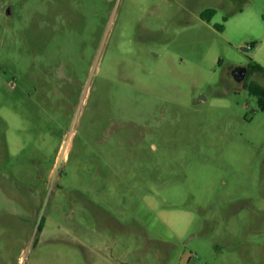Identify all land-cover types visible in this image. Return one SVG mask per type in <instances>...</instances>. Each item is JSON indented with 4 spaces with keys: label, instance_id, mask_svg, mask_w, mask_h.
<instances>
[{
    "label": "rangeland",
    "instance_id": "374dc122",
    "mask_svg": "<svg viewBox=\"0 0 264 264\" xmlns=\"http://www.w3.org/2000/svg\"><path fill=\"white\" fill-rule=\"evenodd\" d=\"M252 83L264 0H0V264H264Z\"/></svg>",
    "mask_w": 264,
    "mask_h": 264
},
{
    "label": "trees",
    "instance_id": "16d2710c",
    "mask_svg": "<svg viewBox=\"0 0 264 264\" xmlns=\"http://www.w3.org/2000/svg\"><path fill=\"white\" fill-rule=\"evenodd\" d=\"M214 14L215 10L208 9L202 13L201 17L210 22ZM219 29L221 30L222 28L219 27ZM253 71H263V68L259 65L248 68V73ZM248 88L250 94L257 98L259 109L264 112V87L258 83H252Z\"/></svg>",
    "mask_w": 264,
    "mask_h": 264
},
{
    "label": "water",
    "instance_id": "95a60500",
    "mask_svg": "<svg viewBox=\"0 0 264 264\" xmlns=\"http://www.w3.org/2000/svg\"><path fill=\"white\" fill-rule=\"evenodd\" d=\"M9 14V10H7ZM248 69L246 67H238L233 70L232 75L238 82H243L246 78Z\"/></svg>",
    "mask_w": 264,
    "mask_h": 264
},
{
    "label": "flooded vegetation",
    "instance_id": "af4514ba",
    "mask_svg": "<svg viewBox=\"0 0 264 264\" xmlns=\"http://www.w3.org/2000/svg\"><path fill=\"white\" fill-rule=\"evenodd\" d=\"M248 69V68H247ZM247 73H248V71H247Z\"/></svg>",
    "mask_w": 264,
    "mask_h": 264
}]
</instances>
